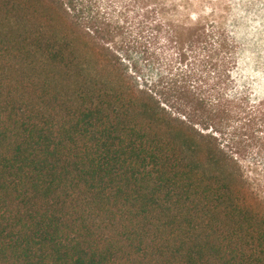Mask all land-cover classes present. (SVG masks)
Instances as JSON below:
<instances>
[{"label":"trees","instance_id":"trees-1","mask_svg":"<svg viewBox=\"0 0 264 264\" xmlns=\"http://www.w3.org/2000/svg\"><path fill=\"white\" fill-rule=\"evenodd\" d=\"M205 2L0 0V264H264V198L217 135L251 102Z\"/></svg>","mask_w":264,"mask_h":264},{"label":"rangeland","instance_id":"rangeland-1","mask_svg":"<svg viewBox=\"0 0 264 264\" xmlns=\"http://www.w3.org/2000/svg\"><path fill=\"white\" fill-rule=\"evenodd\" d=\"M214 3L222 2L225 9L224 25L229 29L232 37L237 42V65L232 73V89L250 100L245 109V114H240V121L234 120L224 134L217 135L226 147L239 153V163L247 173L255 189L264 198V134L257 133L251 140L242 136L240 128L247 120L242 118L247 113L258 109L264 113V0H212ZM184 2V3H183ZM225 3L226 6H223ZM183 14H190L192 19L195 15H207L211 11L205 0H172ZM168 6L166 9H169ZM250 118V117H248ZM247 118V119H248ZM257 124V126H255ZM261 123L255 120L253 129L263 131ZM237 130V131H236ZM237 136L231 142L232 134ZM226 134V135H225ZM234 145H233V144ZM234 148H231V146Z\"/></svg>","mask_w":264,"mask_h":264}]
</instances>
